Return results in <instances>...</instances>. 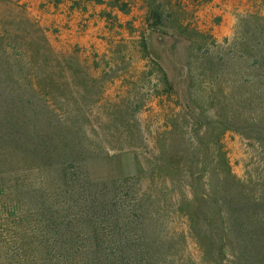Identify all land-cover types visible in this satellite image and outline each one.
<instances>
[{
    "label": "rangeland",
    "instance_id": "rangeland-1",
    "mask_svg": "<svg viewBox=\"0 0 264 264\" xmlns=\"http://www.w3.org/2000/svg\"><path fill=\"white\" fill-rule=\"evenodd\" d=\"M0 264H264V0H0Z\"/></svg>",
    "mask_w": 264,
    "mask_h": 264
},
{
    "label": "crops",
    "instance_id": "crops-1",
    "mask_svg": "<svg viewBox=\"0 0 264 264\" xmlns=\"http://www.w3.org/2000/svg\"><path fill=\"white\" fill-rule=\"evenodd\" d=\"M98 10V9H97ZM80 12L78 10H73L72 13H71V16H76L77 15V18L79 16ZM90 13L89 12H86V15H89ZM96 13H94V16H95V19H96Z\"/></svg>",
    "mask_w": 264,
    "mask_h": 264
}]
</instances>
